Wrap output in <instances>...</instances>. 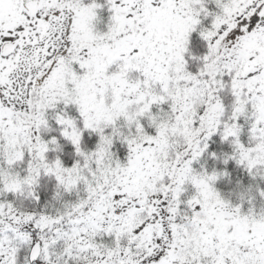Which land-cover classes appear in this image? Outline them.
I'll return each instance as SVG.
<instances>
[{
  "label": "snow or ice",
  "instance_id": "obj_1",
  "mask_svg": "<svg viewBox=\"0 0 264 264\" xmlns=\"http://www.w3.org/2000/svg\"><path fill=\"white\" fill-rule=\"evenodd\" d=\"M0 264H264V0H0Z\"/></svg>",
  "mask_w": 264,
  "mask_h": 264
}]
</instances>
